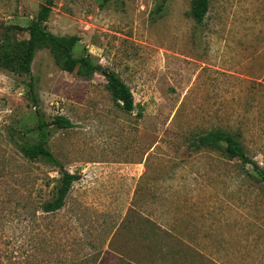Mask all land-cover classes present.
I'll return each instance as SVG.
<instances>
[{
  "label": "rangeland",
  "instance_id": "rangeland-1",
  "mask_svg": "<svg viewBox=\"0 0 264 264\" xmlns=\"http://www.w3.org/2000/svg\"><path fill=\"white\" fill-rule=\"evenodd\" d=\"M53 0L46 30L115 71L135 108L116 106L99 73L62 70L36 49L30 75L0 68V264H264V183L208 131L236 135L264 169V0ZM44 0H0V45L21 41ZM32 80L38 105L27 93ZM39 110L62 167L79 178L64 206L40 210L58 176L27 160ZM35 213V214H34Z\"/></svg>",
  "mask_w": 264,
  "mask_h": 264
},
{
  "label": "trees",
  "instance_id": "trees-1",
  "mask_svg": "<svg viewBox=\"0 0 264 264\" xmlns=\"http://www.w3.org/2000/svg\"><path fill=\"white\" fill-rule=\"evenodd\" d=\"M104 2L108 0H103ZM167 0H161L157 7L160 11ZM191 16L197 24H201L209 10L210 0H190ZM53 0H44L39 6L35 17L25 28L14 25L15 30H25L28 37L21 41H9L5 39L0 45V68L19 75H30L31 61L37 48L48 46L54 56L57 65L67 72L75 71L81 77L90 78L94 73L101 74L106 81L112 102L122 111L130 113L135 108L134 98L128 85L113 70H103L98 65L93 64L84 56H76L72 49L79 40L77 35L57 36L45 29L43 22L47 20ZM27 93L33 106L38 105V97L35 93L32 80L27 82ZM37 117L36 128L39 131V138L36 141L24 139L19 145L20 153L30 161L42 159L56 168L58 176L55 178L53 193L49 199L40 203V210L44 214L54 213L60 210L66 201V197L73 183L78 180L76 173H71L64 169L59 160L51 152L45 128L49 124L57 128L71 127L70 120L64 116H55L50 123H47L39 110L35 111ZM224 144L226 149L234 154L243 163L252 166L258 179L264 183V169L248 157L244 146L236 135L224 130L208 131L197 135L194 139V146L201 147L207 145ZM35 214V213H34Z\"/></svg>",
  "mask_w": 264,
  "mask_h": 264
}]
</instances>
